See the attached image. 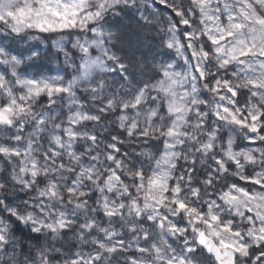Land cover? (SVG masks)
<instances>
[{
    "label": "snow or ice",
    "instance_id": "snow-or-ice-1",
    "mask_svg": "<svg viewBox=\"0 0 264 264\" xmlns=\"http://www.w3.org/2000/svg\"><path fill=\"white\" fill-rule=\"evenodd\" d=\"M126 20L138 59L112 50ZM18 246L24 264H264V0H0L3 264Z\"/></svg>",
    "mask_w": 264,
    "mask_h": 264
},
{
    "label": "clouds",
    "instance_id": "clouds-1",
    "mask_svg": "<svg viewBox=\"0 0 264 264\" xmlns=\"http://www.w3.org/2000/svg\"><path fill=\"white\" fill-rule=\"evenodd\" d=\"M126 27L121 28L119 25L114 26L112 31L116 34V38L111 41L112 45H114L119 52L121 49L125 51L135 53V57L138 59L140 54L146 52L147 45L144 43L143 37L137 35L138 29L136 28L134 22L129 23L127 20L124 21ZM139 149L137 148V152ZM23 192H20V197ZM22 232L17 233L20 238L21 243L23 244L24 249L29 247L28 241L32 239V237L36 236V233H32L28 226L22 225ZM35 234V235H34ZM43 236L44 234H40ZM72 240V237H69ZM22 248L17 247L15 254V264H24L25 257L21 255ZM10 257L8 255L0 252V264H3L4 260H8Z\"/></svg>",
    "mask_w": 264,
    "mask_h": 264
},
{
    "label": "bare ground",
    "instance_id": "bare-ground-1",
    "mask_svg": "<svg viewBox=\"0 0 264 264\" xmlns=\"http://www.w3.org/2000/svg\"><path fill=\"white\" fill-rule=\"evenodd\" d=\"M157 7L163 11L165 14H168V10L163 6V5H157ZM155 35L154 32L152 33H149V38L151 39L153 36ZM55 37H53L54 39ZM159 46V37H156L155 40L153 41V51L156 50V48ZM113 51H117L116 48H112ZM117 53L119 54V52L117 51ZM54 58V57H52ZM168 58H173V53H168V52H163L161 51V53H159L157 55V60L160 61V60H165V59H168ZM55 59V58H54ZM61 61H62V58H61ZM39 65H42V63H39ZM243 142H238L239 144V147H242V144ZM246 143H244L245 145ZM35 235V234H34Z\"/></svg>",
    "mask_w": 264,
    "mask_h": 264
},
{
    "label": "rangeland",
    "instance_id": "rangeland-1",
    "mask_svg": "<svg viewBox=\"0 0 264 264\" xmlns=\"http://www.w3.org/2000/svg\"><path fill=\"white\" fill-rule=\"evenodd\" d=\"M53 38V37H52ZM54 51V50H53ZM62 58V57H61ZM63 59V58H62ZM173 59H177V58H175V56H174V54H173ZM40 62H45L46 63V66H44L45 68H53V69H55V68H58V67H60L61 66V64H58L56 61H55V59L54 58H52V57H49V58H42V59H40L39 60ZM62 62V61H61ZM243 143V145H242V147H244L245 145H244V143H247L246 141H242Z\"/></svg>",
    "mask_w": 264,
    "mask_h": 264
},
{
    "label": "trees",
    "instance_id": "trees-1",
    "mask_svg": "<svg viewBox=\"0 0 264 264\" xmlns=\"http://www.w3.org/2000/svg\"><path fill=\"white\" fill-rule=\"evenodd\" d=\"M21 198H22V199H27L28 197L25 196L24 194H21ZM93 199H94V197H93Z\"/></svg>",
    "mask_w": 264,
    "mask_h": 264
}]
</instances>
